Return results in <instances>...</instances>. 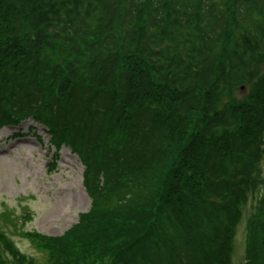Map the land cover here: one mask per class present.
<instances>
[{
    "label": "trees",
    "instance_id": "obj_1",
    "mask_svg": "<svg viewBox=\"0 0 264 264\" xmlns=\"http://www.w3.org/2000/svg\"><path fill=\"white\" fill-rule=\"evenodd\" d=\"M25 120L91 200L27 234L41 264H231L249 201L264 264V0H0V127ZM0 264L37 263L0 232Z\"/></svg>",
    "mask_w": 264,
    "mask_h": 264
},
{
    "label": "rangeland",
    "instance_id": "obj_2",
    "mask_svg": "<svg viewBox=\"0 0 264 264\" xmlns=\"http://www.w3.org/2000/svg\"><path fill=\"white\" fill-rule=\"evenodd\" d=\"M247 91L246 85L233 94L239 100ZM48 139L46 130L30 120L0 128V232L37 264L45 262L46 252L27 234L60 237L90 208L79 158L66 146L56 151ZM253 204L247 202L236 228L231 264H243L245 222Z\"/></svg>",
    "mask_w": 264,
    "mask_h": 264
}]
</instances>
